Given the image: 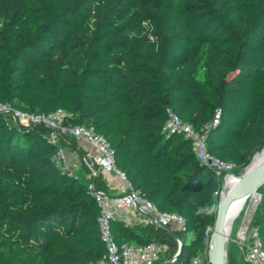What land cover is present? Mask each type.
Instances as JSON below:
<instances>
[{
  "label": "trees",
  "instance_id": "16d2710c",
  "mask_svg": "<svg viewBox=\"0 0 264 264\" xmlns=\"http://www.w3.org/2000/svg\"><path fill=\"white\" fill-rule=\"evenodd\" d=\"M0 104L71 114L111 143L117 167L143 198L184 219V230L133 228L115 241L167 246L155 264H209L221 183L192 142L167 133L168 111L208 130V154L243 172L264 148V0H0ZM52 128L0 112V264H97L107 253L100 208L55 161ZM83 158V157H82ZM249 228L264 251V184ZM175 234L177 236H175ZM181 251L179 248L181 247ZM228 264H249L241 246Z\"/></svg>",
  "mask_w": 264,
  "mask_h": 264
},
{
  "label": "built area",
  "instance_id": "2783aa9c",
  "mask_svg": "<svg viewBox=\"0 0 264 264\" xmlns=\"http://www.w3.org/2000/svg\"><path fill=\"white\" fill-rule=\"evenodd\" d=\"M8 111L14 120L22 125L43 124L52 128L53 133L50 137L54 144L70 143L69 137L75 138L78 142L85 143L88 148L87 164L93 175L98 172L102 174H114L121 182L123 192L115 194L111 191L96 189L90 184V190L95 197L100 208L99 227L101 239L107 249L106 256L99 260L97 264H155L167 246L157 241H151L143 245L124 243L119 245L112 234L111 222L116 219L119 212L127 209L136 211L145 217V224H152L159 227L171 228L173 230H184V219L176 213L163 212L153 205L150 201L143 198L141 192L135 190L126 175L117 167L115 152L111 143L106 138L96 133L92 127L74 125L68 123L71 114L59 109L51 114H28L12 108L8 104H0V112ZM168 120L164 126L167 133H181L185 138L192 142V146L198 159L208 163L215 171L217 177H221L224 171L225 177L231 174L235 168L233 163H224L211 157L206 149V135L208 130H195V128L185 122L172 112L168 111ZM79 143V144H80ZM81 145V144H80ZM66 147L60 145L56 154V163L69 169L66 158ZM72 173L73 170H72ZM224 177V178H225ZM242 238V249L244 259L249 264H264V251L261 249V242L255 228H249ZM199 264V260H194Z\"/></svg>",
  "mask_w": 264,
  "mask_h": 264
},
{
  "label": "water",
  "instance_id": "95a60500",
  "mask_svg": "<svg viewBox=\"0 0 264 264\" xmlns=\"http://www.w3.org/2000/svg\"><path fill=\"white\" fill-rule=\"evenodd\" d=\"M258 153L259 152L252 157L251 163ZM251 163L249 167H246L242 176L236 177L233 174L229 175L236 179V182L229 188L226 187V176L217 191L219 200L215 224L210 235L211 248L209 250V264H227L228 247H226L223 227L225 216L227 215L226 213L231 203L236 199H246L249 195L258 191V189L264 184V161L257 166L252 167ZM260 199L261 195L259 194L258 202ZM175 236L177 235L175 234ZM181 248L182 246L179 248V251H181Z\"/></svg>",
  "mask_w": 264,
  "mask_h": 264
},
{
  "label": "crops",
  "instance_id": "0c3cea01",
  "mask_svg": "<svg viewBox=\"0 0 264 264\" xmlns=\"http://www.w3.org/2000/svg\"><path fill=\"white\" fill-rule=\"evenodd\" d=\"M81 144V145H80ZM79 145L83 147V149L86 151V154H82V157L80 156V153L78 150H71L70 148L66 147V158H67V165L69 169L73 170L74 174H76L79 179L83 182H87L88 178L90 177L82 168V160L84 159L87 162V153L88 148L87 145L82 144V142ZM104 179L107 182L108 189L112 193L115 194H121L123 192L122 184L120 180L114 175V174H103ZM116 219L120 221H124L127 225L133 227V228H139L142 227L145 224V217L141 214L136 213V211H132L131 209H127L123 212H119L116 215Z\"/></svg>",
  "mask_w": 264,
  "mask_h": 264
},
{
  "label": "rangeland",
  "instance_id": "374dc122",
  "mask_svg": "<svg viewBox=\"0 0 264 264\" xmlns=\"http://www.w3.org/2000/svg\"><path fill=\"white\" fill-rule=\"evenodd\" d=\"M251 161L247 165L249 167ZM245 170L243 172H234V169L231 170V174L235 175L236 177H240L244 174ZM222 184V183H221ZM233 185L229 184L228 188ZM220 187V184L219 186ZM259 194V193H258ZM258 201L254 202L252 199H249V201L246 203L244 209L240 213V215L237 217V219L234 222L233 230L231 235L228 238V243H227V252L229 248H231L232 252L239 257L240 254V248L242 247V238L245 234V232H248V226L251 220V217L253 216L254 209L256 207ZM228 264V260H227Z\"/></svg>",
  "mask_w": 264,
  "mask_h": 264
},
{
  "label": "bare ground",
  "instance_id": "6f19581e",
  "mask_svg": "<svg viewBox=\"0 0 264 264\" xmlns=\"http://www.w3.org/2000/svg\"><path fill=\"white\" fill-rule=\"evenodd\" d=\"M262 161H264V150H262L255 156V158L253 159L251 163V167L257 166ZM235 182H236V179L233 176H228L226 179V187L228 188L229 184H232V183L234 184ZM249 199H252L254 202L258 201L259 199L258 192L256 191L252 193L246 199L234 200L227 210V213H226L227 215L225 216L224 227H223V235L226 240V247L228 243V238L231 235L232 230H233L234 222L237 219V217L240 215L242 210L244 209Z\"/></svg>",
  "mask_w": 264,
  "mask_h": 264
}]
</instances>
